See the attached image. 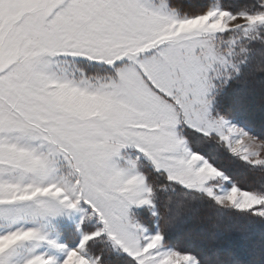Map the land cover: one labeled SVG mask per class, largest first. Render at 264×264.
<instances>
[{
    "label": "snow or ice",
    "instance_id": "snow-or-ice-1",
    "mask_svg": "<svg viewBox=\"0 0 264 264\" xmlns=\"http://www.w3.org/2000/svg\"><path fill=\"white\" fill-rule=\"evenodd\" d=\"M257 42L264 0H0V264H202L164 230L176 195L264 219L187 137L264 168L221 107Z\"/></svg>",
    "mask_w": 264,
    "mask_h": 264
},
{
    "label": "trees",
    "instance_id": "trees-1",
    "mask_svg": "<svg viewBox=\"0 0 264 264\" xmlns=\"http://www.w3.org/2000/svg\"><path fill=\"white\" fill-rule=\"evenodd\" d=\"M208 0H173L188 13L203 10ZM225 4L238 7L244 0H224ZM256 59L240 79L231 82L221 97V107L226 114L239 113L254 133L264 141V74L255 72L264 66V43L253 45ZM193 150L210 158L223 169L243 190L264 191V169L253 167L230 155L193 130L187 131ZM157 183H165L163 176L151 173ZM181 196L172 197L173 213L164 230L169 243L181 252L195 255L202 264H264V219L238 211L222 214L209 200L185 201ZM146 219L147 214H143ZM192 242L194 246L189 245ZM108 264H124V258L112 256Z\"/></svg>",
    "mask_w": 264,
    "mask_h": 264
},
{
    "label": "rangeland",
    "instance_id": "rangeland-1",
    "mask_svg": "<svg viewBox=\"0 0 264 264\" xmlns=\"http://www.w3.org/2000/svg\"><path fill=\"white\" fill-rule=\"evenodd\" d=\"M258 142H264V141L258 137ZM261 155H262V158H264V152H262ZM240 160L243 161L242 159H240ZM243 162H244V161H243ZM245 163H246V162H245ZM246 164H247V163H246ZM258 168H260V167H258ZM263 169H264V168H263ZM188 243H189V245L194 246L192 242H188ZM182 253H185V252H182ZM185 254H189V253H185ZM191 255H193V254H191ZM194 256H195V255H194ZM195 257H196V256H195Z\"/></svg>",
    "mask_w": 264,
    "mask_h": 264
}]
</instances>
